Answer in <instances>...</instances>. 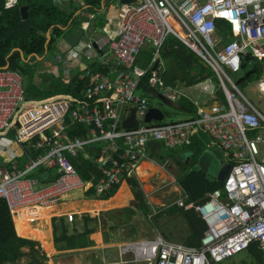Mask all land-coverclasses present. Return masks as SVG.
<instances>
[{
	"label": "built area",
	"instance_id": "obj_1",
	"mask_svg": "<svg viewBox=\"0 0 264 264\" xmlns=\"http://www.w3.org/2000/svg\"><path fill=\"white\" fill-rule=\"evenodd\" d=\"M16 4L7 0L4 7ZM219 22L227 23V31L220 32ZM104 30L87 34L80 52L112 67L108 72L86 67L80 73L78 78L87 85L84 100L75 106L65 99L25 105L22 75L0 69V134L16 128L3 153L13 154L14 144L24 153L42 152L37 158L28 155L23 168L0 165V200L6 201L13 220L26 207L57 206L66 195L88 187L71 162L86 147H97L91 161L102 175L95 186L101 196L136 176L148 156V142L160 141L170 149L189 147L192 136L203 132L225 152L231 169L222 189L210 193L204 203L188 204L182 195L172 204L195 209L205 221L200 246L170 242L156 231L150 239L121 245V256L131 263L220 264L253 245L264 252V160H258L264 147V112L241 91L243 80L249 82L245 68H258L262 76L257 92L264 102V0H134L121 5L117 30L108 37L102 35ZM171 37L213 72L216 83L205 79L197 88L211 97L220 92L224 99L210 107L196 102V115L185 120L148 123L150 104L139 96L143 82L162 98L160 104L163 99L179 103L184 97L163 81L167 61L162 52ZM148 48L152 57L142 66L138 58ZM69 51L67 47L61 52ZM133 108L138 125L123 128L124 116ZM72 124L91 129L86 136H72ZM41 168L58 177L36 190L41 183L31 175Z\"/></svg>",
	"mask_w": 264,
	"mask_h": 264
},
{
	"label": "trees",
	"instance_id": "obj_2",
	"mask_svg": "<svg viewBox=\"0 0 264 264\" xmlns=\"http://www.w3.org/2000/svg\"><path fill=\"white\" fill-rule=\"evenodd\" d=\"M133 1L72 0L67 5H58L55 0H18L15 6L5 9L6 0H0V69L8 68L22 75L27 98L25 105H31L34 102L65 99L70 100L72 105L75 106L78 102L83 101V93L87 82L80 80L77 76L67 79L63 75L56 77L51 73L45 72L42 70L45 57L47 54L57 55L59 53L57 43L60 40L66 39L72 45H75L85 35L82 24L88 20L83 18L82 15L88 17V15L95 14V27L105 28L108 23L107 17L114 8L118 9L122 4ZM25 6H28L26 19L23 18L21 12V8ZM217 27L220 32H223L227 31L228 25L227 23L219 22ZM167 48L168 52L165 57L176 60L184 74L186 86L196 85L205 80L207 76H211L210 69L204 65L200 58L175 37H171L167 41ZM140 57L148 58L149 53L144 51ZM110 68L111 66L104 68L100 65H93L94 71L107 72ZM244 74L247 77V81L257 80L261 70L258 68H245ZM140 88L142 93L150 96L151 90L146 86L145 82L142 83ZM182 105L189 116L195 115L193 103L183 99ZM165 116L167 117L168 113L165 112ZM90 129L91 127L85 124H72L71 135L86 136ZM15 133L16 128L10 132V136L13 137ZM185 150H188L187 153H192L190 165L193 166L202 152V143L194 141ZM41 154V151L36 153L32 150H26L25 155L37 158ZM26 156L19 160V166L22 168L27 161ZM96 156V146L86 147L79 152L77 157L71 158V162L81 178L90 183L88 187L81 191L82 197L108 200L104 202L76 200L63 203L59 207H77L80 209L108 208L120 203L121 195L128 190L125 184L119 191L120 186H117L99 197L96 196L95 186L97 181L93 180L92 177L94 176L96 179L102 177L97 165L91 161ZM176 162L179 165L182 164L180 161ZM33 176L42 182H46L45 179H48L46 182L48 184H51L58 177L54 171L42 168L35 171ZM128 182L135 197V208L143 214H147L150 211L149 205L140 183L134 177L129 178ZM181 186L188 194L187 201L191 202L200 200L206 192L213 191L219 187L222 188L223 185L210 183L200 172H191L181 183ZM56 208L53 207L48 210L53 211ZM30 211V208L24 211L22 217L27 218ZM135 214V209L128 207L123 209L121 214L116 215L110 212H103L99 217L86 215L83 217L86 225L85 232L73 234L68 232L63 218H54L55 245L58 247L64 245V250L87 248L93 244L92 235L95 231L90 228V224L98 222L104 216H109L118 219L120 224L124 225L130 222ZM164 214L177 219L181 218L185 221L189 234L182 240L183 243L191 247L200 245L206 230V224L194 210L185 211L178 207H172L160 212L157 217H161ZM48 227L47 219H27L24 222L15 221L14 224L6 201L0 200V264H20L21 262H24V264H42L46 262L48 257L37 241L42 244L44 249L46 246H50L51 241L47 240ZM169 233L172 234L171 231ZM163 235L167 238V234L165 235L164 233ZM249 252L257 257L262 264L261 258L264 253L257 246H251Z\"/></svg>",
	"mask_w": 264,
	"mask_h": 264
},
{
	"label": "crops",
	"instance_id": "obj_3",
	"mask_svg": "<svg viewBox=\"0 0 264 264\" xmlns=\"http://www.w3.org/2000/svg\"><path fill=\"white\" fill-rule=\"evenodd\" d=\"M71 1L72 0H70L69 2L64 3V4H58L57 2L56 3L58 5H67ZM17 2H18V0H17ZM119 9L120 8H118V9L114 8L113 11L110 12L111 14L107 17V22L108 23H107L105 28L95 27V25H94V20L96 19V15L95 14L88 15V17L85 16V15H82L83 18H87V20H88L87 22H84L82 24V28L85 31V35L82 36V38H80L79 41L75 45H72L69 40H66V39L65 40L64 39L60 40L57 43V48L59 49V53L57 55L47 54V56L45 57V62L43 63L42 70H44L47 73H51V74L55 75L56 77H58V76L61 75V73L59 71L60 65L63 64V66L65 68L64 73L67 74L66 78L67 79H71L74 76L78 77L80 75V73L86 67H93V65H100V66L105 68L107 66H111V65H101L98 61L92 62L91 60H88L80 51L82 49V45H84V43L86 42L85 39L88 41L87 34H92L93 35V34H96L99 30H104L105 29L102 35L105 36V37H108V36H111L117 30V17H118V14H119ZM103 10H104V8H103ZM105 12H106V10H105ZM78 13H80V12H78ZM92 17H94V18H92ZM85 28H87V30H85ZM92 31H95V32H92ZM67 47L70 48V51L68 53H62L61 51H63ZM144 51H147L149 53V57L148 58H145V57H139L138 58V62L142 66H146L149 63V61L151 60V57H152L151 48H148V49H146ZM144 51H143V53H144ZM167 52H168V48H167ZM143 53L141 55H143ZM165 54H167V53H165L164 50H163V52H162L163 58L168 62V60L171 59V58H166ZM65 56H67V57L65 58ZM211 73H212L211 76H207L206 80L207 79H211L212 82L215 84L216 83V79H215L214 74H213L212 71H211ZM261 76H262V72H261V74H260V76H259V78L257 80L249 81L246 84H244V81H245L244 80L242 82V87H245V86L250 85V84H255L254 89L257 91V87H258L257 83L260 80ZM176 81L180 82L188 90L189 94L191 95V97H189L188 95H186L182 91L183 92L182 94L184 95V97L179 102V104L182 106V109L181 110H177V109H172L171 108L175 114L178 113L180 115V117L177 118V121H181V120H185V119L194 117L196 115L197 107H198L196 105V102H198L199 106L210 107V106H213V105L217 104V102H220V101L222 102L223 99H224L223 95L220 92H216L215 97H211L208 93H205V92L201 91L199 88H197V85L199 83L203 82L204 80L199 82L198 84L192 85V86H186V84L184 83V80H182V81L175 80L174 81V86H176V84H175ZM139 96H145L148 99V101H149V97H151V98L153 97L155 99L160 100L158 97H156V94L153 93L152 91L150 93V96H147V95H145V93H142V92L139 93ZM183 99H186V100L190 101L195 106V115L194 116H189L187 114L186 109L182 105ZM252 103L262 111L261 106L264 105V102H262L260 100V96H259V101H258L257 104L254 103V102H252ZM149 104H150V102H149ZM162 106L168 107V106H166L163 103V104H160L159 106L150 105L149 109L155 107V108H159L160 110H162V108H161ZM162 112L165 115V112L163 110H162ZM262 112H264V111H262ZM130 113H131V110H130V112L128 114L126 113V115L124 116L125 119L130 115ZM165 118H166V116H165ZM161 122H165V121L163 120ZM161 122L152 121L150 123H161ZM1 135H4V134H1ZM9 136H10V132H9ZM10 138L12 140L13 137L10 136ZM194 141H199L200 143H202V150H201L202 152L198 156L197 161H196V163L193 166L190 165L192 153H187L188 150H185V148H187V147H180V148L172 149V150H176V152H174V154L172 156H170V157H166L164 154H163V156H160V157H164L165 158L163 166L158 165L154 161L144 160L141 163V166H140L136 176H134V178H136L138 180V182L140 183V185H141V189L144 192V195H145V198L147 200V204L149 205V210L150 211L147 214H143L140 210H137L135 208V205H136L135 197H134V194L132 193V190H131V187L129 185V182L127 183L129 178L126 179V181L121 184V186L118 189V191L121 189V187L124 184L127 186L128 190H129V195H130L128 201L132 202L131 205L133 206V207L132 206H129V207H132L133 209H135L136 214L134 216H132V219L130 220V222H128V223H126L124 225L120 224V221L118 219L113 218V217H109V216L102 217L99 220V222L102 223L103 227L107 226L109 228V231L114 232L115 234H112V237H110L109 239H104V237H102L101 234H100V237L98 238L96 236V234H95V231H94V234L92 235L93 244L90 245L89 247L84 248V249H80V250H65L66 252L69 253L68 258L73 260V261H69V263H73L74 264L75 261H76L77 262L76 264H144V263H131V262H129L130 258L128 256L127 257H122L121 256L119 247L121 245L125 244V243H128V242L138 241V240H142V239H150V238L154 237V235L156 234V231H158L166 240H168L170 242L186 245L185 243L182 242V240L185 237H187V235L189 234V230H188V227H187L185 221L183 219H181V218L177 219L175 217L168 216L166 214H164L161 217L160 216L157 217V215L160 212L164 211V210L170 209L172 207H178V206H173L172 204L182 195L187 196L186 203H188V204L191 203V204H194V205H200V204L204 203L208 199V196H209L210 193H212L215 190H221L222 189V188L219 187L217 189H214L213 191H208V192L205 193V195L200 200L188 202L187 201L188 200V194L182 188L181 183L186 179V177L191 172H200L207 178V180L210 183L218 184V185L222 186L224 181H225V179H226L225 178L226 175H228V173L230 171L228 165H231V162L228 161L225 152H223L218 146L214 145V142H213L212 138L208 134L203 133V132L195 133L192 136V144L194 143ZM14 146H15V144L13 145V147ZM162 146H163V148L166 147L164 145H162ZM15 148H16V150H15L16 152H14L13 154L9 155V157H7V158H3V159L1 158L2 160H0V165H4V164L8 165L9 163H11V164L14 163V164L19 166V160L23 159L26 156L25 155L26 153H24L22 151V149L20 147H18L17 145H16ZM163 148H162V150H163ZM13 150H14V148H13ZM261 155H264V147L262 148V154ZM148 156H152L153 159L155 160L154 155L150 154L149 150H148ZM26 160H28L27 156H26ZM263 160H264V158H263ZM176 161H180L182 164L179 165V164H177ZM26 163H27V161L25 162V164ZM167 163H173V165L176 167V169H178V171L176 172L178 174H176V176H175L176 179L173 181L175 186H174V188L171 191V192H176L178 194H176L174 199L172 198L171 201L168 200L167 201L168 204H163L162 205V206L168 205L167 207L165 206L166 208H159L155 201L157 199L156 197H159L161 199V197L159 195H161V193L163 194V192L161 190H159V192L156 191L154 187H153V190L151 192L150 191L149 192L145 191V186L143 185V182L149 181V184L151 182V185H152V183L155 181V179L157 181H161L162 179H159V177H160V175H162L161 172L163 171V169L165 168ZM152 165H154V166H152ZM157 175L159 177H157ZM31 176L34 177L33 174ZM163 177H167V176L164 174ZM34 178H37V177H34ZM92 179H93V177H92ZM93 180H98V178L97 179L95 178ZM39 181H40V183L42 185L48 184V183H46L47 181L46 182H42L41 180H39ZM85 182H87V181H85ZM157 189H161V188L158 187ZM81 191H83V190H80V192ZM155 192L156 193L158 192V196H156L157 194L156 195L152 194V193H155ZM164 193H165V195H164L165 199L167 197H169V196H167L169 194V192H164ZM96 196H97V194H96ZM81 197H82V195H81ZM97 197H99V196H97ZM76 200H89V201L104 202V201H107L108 199L107 200H100V199H96V198H84V197H82L81 199H75V200L74 199L62 200L60 204H58L57 206H53V207H57L53 211H49L48 210V209L53 208V207L44 208V209L26 207V208L22 209L21 216L23 215V212L26 211L27 209L30 208L31 211H30V213H29L27 218L23 217L22 222H24L27 219H31L30 215L33 214V213H36L35 212L36 210L40 211L39 214H41L40 215L41 217H39L37 220H39V219H47L48 224H49L48 231H47V233H48L47 240L51 241L53 248L57 247L55 245V229H54L53 219L54 218H57V219L63 218L64 222H65V225H66V221L65 220L67 218L66 216H68V215H59V213L64 212L66 210H69L71 208H75V207H66V208H64V207H59V206H61V204H63V203L70 202V201H76ZM122 203H124V202H122ZM122 203H119V204H122ZM119 204L117 206H119ZM114 206L115 205L110 206L108 208H100V207L91 208L93 210L97 209L98 211L92 212V213H82V214L90 215L92 217H96V216L99 217L100 214L103 213V212H110L113 215H116V214H121V211L123 209L128 208V207H124L122 209L121 208L116 209V206L115 207ZM178 208H180V207H178ZM181 209H183V208H181ZM189 210H194L199 215V217L202 219L200 214L195 209H189ZM185 211H188V210H185ZM140 213H141V215H143L145 217V220H146L147 224L150 226L151 233L149 235H147V236L146 235L145 236H141L140 234H138V235L136 234L137 232H136L135 229H132L131 234L128 236V238H126L125 240L117 242L116 240H117V237H118V233H117L118 228L133 224L134 219L137 218L138 214H140ZM73 215H75L76 218H80L81 217V216L77 217V215H81V214H73ZM86 215H84V216H86ZM83 217H81L82 220H83ZM13 221H14V224H15V220H13ZM126 221H128V220H126ZM172 222H174V223L178 222L180 224L181 223L183 224L184 235H182L180 238L176 237L175 236L176 234L170 228L169 225ZM84 223H85V221H84ZM90 228H92V227L90 226ZM67 229H68V227H67ZM92 229H94V228H92ZM206 229H207V225H206ZM169 231H171L172 234H170ZM68 232H69V230H68ZM69 233L73 234V233H83V232H77L76 231V232H69ZM164 233H165V235L167 234L166 235L167 238L163 235ZM168 233H169V235H168ZM176 238H179L180 240L176 241L175 240ZM37 242L42 247V244L39 241H37ZM186 246H188V245H186ZM253 246H255V245H253ZM189 247H191V246H189ZM57 248H59V247H57ZM246 251L254 259V262L252 264H261L259 262L258 258L255 257L251 252H249V249L246 250ZM261 259H262V264H264V256ZM123 261H128V262H124L123 263Z\"/></svg>",
	"mask_w": 264,
	"mask_h": 264
},
{
	"label": "rangeland",
	"instance_id": "obj_4",
	"mask_svg": "<svg viewBox=\"0 0 264 264\" xmlns=\"http://www.w3.org/2000/svg\"><path fill=\"white\" fill-rule=\"evenodd\" d=\"M171 23H172V25H174L173 22H171ZM92 32H95V31H92ZM85 41H87V40L85 39ZM66 57L67 56H65V58ZM253 66H255V64ZM64 70H65V68H64L63 64L60 65L59 71H60L61 75L67 77V74L64 73ZM175 84H176V86H175L176 89H179L181 92L183 91L186 95L191 97L188 90L180 82L176 81ZM254 87H255V84H250V85H247L245 87H241V91L252 102L257 104L259 101L260 95L254 89ZM149 102H150V105H152V106H159L160 105L159 100L155 99L153 97L152 98L149 97ZM161 108L164 112L168 113V116L164 119L165 122L177 121V118L180 117V115L178 113L175 114L173 112V110L169 107L162 106ZM261 109H262V111H264V105L261 106ZM10 140H11V138L9 136V133H6L5 135L0 134V160H2L3 158L9 157V155H5L3 153V150L9 144ZM15 147H16V145L14 146V152H16ZM174 152H176V150H172V149H169L167 147L163 148V153L166 157L172 156L174 154ZM263 158H264V155H261L258 158V160H262ZM164 159H165L164 157H160L158 160H154L152 156H147L145 158V160L154 161L160 166L164 165ZM177 171H178V169H176V167L173 165V163H167L165 168L161 172L162 175H160V177L157 175V177H159V179H162L161 181H157L155 179V181L152 183V185H151V182L149 184V181L143 182V185L145 186V191L151 192L153 190V187H154L156 191L159 192V190H161L163 192V194L161 193V195H159L161 197V199L159 197H156L157 199L155 202L159 208H166L168 205H164V206H162V205L168 204L167 201L168 200L171 201L172 198L174 199L176 194H178L176 192H171L175 186L173 181L176 179L175 176H176V174H178V173H176ZM164 174L167 177H163ZM42 187H43V185L39 184L36 187V190H38ZM158 187L161 189H157ZM158 192L157 193L155 192L152 194L153 195L157 194L156 196H158ZM164 192H169V194L167 195L169 197H167L166 199L164 198V195H165ZM126 193L129 194L128 190L126 191ZM81 198H82L81 192H80V190H77V191H74V192L66 195L63 198V200H69V199L75 200V199H81ZM128 200H129V198L122 201L124 203L120 202L122 204H119V206L115 205L116 209H119V208L122 209L124 207L132 206L131 205L132 202H129ZM96 211H98V210L97 209L93 210L91 208L80 209V208L75 207V208H71L69 210H66L64 212H61V213H59V215H68V216H66L67 218L65 221H66V225L68 227L69 232H76V231L77 232H84L86 229V226H85V223L81 217H83L86 214H82V213H92V212H96ZM35 212L36 213H33L30 215L31 219H38L39 217H41L40 216L41 214H39L40 211L36 210ZM73 214H81V215H77V217H80V216L81 217L76 218V216ZM90 226L92 228H94L95 234L98 238L100 237V234H101L102 237H104V239H109L110 237H112V234H115L114 232L109 231V228L107 226L103 227L102 223L99 221L96 223H92ZM169 226L172 229V231L176 234L175 235L176 237L180 238L182 235H184V227H183L182 223L180 224L178 222H176V223L172 222ZM132 229H135L137 232L136 234L137 235L140 234L141 236H145V235L147 236L151 233L150 226L147 224L145 217L143 215H141V213H140V214H138V217L134 219L133 224L118 228V230H117L118 237H117L116 241L118 242V241H122V240H125L126 238H128V236L131 234ZM179 238H176L175 240L176 241L180 240ZM57 247L53 248L52 243L50 244V246H46L45 249L43 247H41L42 250L46 253V255L48 257L47 262H49V264H73V263H69V261H73V260L68 258L69 253L63 249L64 245L59 246V248H57ZM253 262H254V259L252 258V256L247 251H243V252L233 256L232 258H230V259H228V260H226L220 264H252ZM76 263L77 262L75 261L74 264H76ZM20 264H24V262H21Z\"/></svg>",
	"mask_w": 264,
	"mask_h": 264
},
{
	"label": "water",
	"instance_id": "obj_5",
	"mask_svg": "<svg viewBox=\"0 0 264 264\" xmlns=\"http://www.w3.org/2000/svg\"><path fill=\"white\" fill-rule=\"evenodd\" d=\"M58 4H64L69 2L70 0H55ZM27 10H28V6L22 7L21 8V12L23 15V18L26 19L27 18ZM97 45L94 44V48H96ZM164 52L167 53V47L164 48ZM175 80H179L182 81L184 80V75L183 72L180 70L177 62L175 59L171 58L168 60L167 62V72L164 76V84L165 86H169V87H173L174 86V81ZM157 97H159L160 99H162L158 94H156ZM163 103L172 108V109H177V110H181L182 106L179 103H174L171 101H166L163 99ZM165 118L164 113L162 112V110H160L159 108H150L145 116V121L150 123L152 121H156V122H161L163 121ZM138 125V121L136 119V109L133 108L131 109V113L130 115L123 121L122 126L123 128L126 129H130V128H135ZM16 127H19V123H16ZM147 148L149 150L150 154H153L155 157V160H158L160 156H163V146L162 143L160 141H150L147 144ZM229 169H231V165H228ZM227 177V175H226ZM225 177V178H226ZM128 183V181H127ZM42 264H49L47 261L42 263Z\"/></svg>",
	"mask_w": 264,
	"mask_h": 264
},
{
	"label": "bare ground",
	"instance_id": "obj_6",
	"mask_svg": "<svg viewBox=\"0 0 264 264\" xmlns=\"http://www.w3.org/2000/svg\"><path fill=\"white\" fill-rule=\"evenodd\" d=\"M141 166V165H140ZM152 166H154V165H152ZM140 168V167H139ZM139 168H138V170H139ZM138 170H137V172H138ZM129 194H127V193H124V194H122L121 195V197H120V202H122V201H124L125 199H127V198H129ZM30 208H37V207H30ZM41 209H44V208H41ZM21 213H22V211H20V214H19V216H17V217H15V221H22V219H23V217L21 216Z\"/></svg>",
	"mask_w": 264,
	"mask_h": 264
}]
</instances>
